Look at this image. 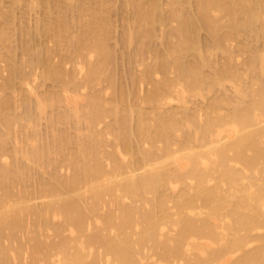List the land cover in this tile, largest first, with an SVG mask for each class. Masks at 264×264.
Segmentation results:
<instances>
[{"label": "bare ground", "instance_id": "bare-ground-1", "mask_svg": "<svg viewBox=\"0 0 264 264\" xmlns=\"http://www.w3.org/2000/svg\"><path fill=\"white\" fill-rule=\"evenodd\" d=\"M191 1L166 0L164 11L163 0H0V264H264V0ZM116 3L120 40L139 41L130 60L144 65L126 96L150 82V110L127 103L111 77ZM172 20L164 52L149 47L144 64L143 38ZM236 38L249 52L241 67ZM102 74L110 99L92 89ZM189 96L203 99L187 108ZM34 175L33 191L20 185ZM27 225L24 248L15 232Z\"/></svg>", "mask_w": 264, "mask_h": 264}, {"label": "rangeland", "instance_id": "rangeland-1", "mask_svg": "<svg viewBox=\"0 0 264 264\" xmlns=\"http://www.w3.org/2000/svg\"><path fill=\"white\" fill-rule=\"evenodd\" d=\"M117 1H119V0H117ZM116 0H115V2H117ZM164 2V4L162 5L163 6V10L165 11V9H168V6H167V4H165V1L166 0H163ZM194 1V0H193ZM193 1H191V2H193ZM114 4V3H113ZM112 5V4H111ZM117 5V3L115 4V6L113 5L112 6V15H113V19L115 20V23H116V25H114L115 26V28L117 27V29L115 30L114 28V30H112V34L110 35L111 37H110V40H111V45H113V47H112V58L114 59H112V62L110 63L111 65H110V69H111V77H112V80H114V85L116 84V86L115 87H121L120 88V90L119 89H117L118 90V93H120L121 92V90H123L122 91V93H124L125 95V97L127 98V99H129L128 101H126L127 103L128 102H134V103H136V104H140L139 106H141L142 108H146L147 107V109H149L150 110V108H151V104H148L147 102H144V101H141V99L143 98V95L145 94V92L148 90V88H150V82L148 83V81L146 82H143L142 84H141V86L139 85V84H136V89L137 90H135V92H136V96L135 97H137V96H139V93H140V96L139 97H137V100H135V101H133V100H131L130 99V97H132V95L131 96H126V95H128V94H130L128 91H130L131 90V87H133V85H132V82H131V78L129 77L130 76V73L134 70L138 75L142 72V69L144 68V65H137L136 64V62H131V55L132 54H130V53H133V51L136 49V47L138 48V45H139V41L137 42L136 41V43L134 42L133 44H130V45H127V44H125V45H123V43L124 42H122V40H120V39H122L121 37H120V35L122 36V34H121V31H122V27H121V24H122V15H121V18H120V14H123L122 12H120L122 9H120V8H118V9H116L117 7H119L118 5H119V2H118V5ZM166 6V7H165ZM115 8V9H114ZM115 10H119L118 12H116ZM34 13H36V12H32L31 11V13L30 14H25V15H27V16H25L24 17V19H25V21H26V23H28L27 21H28V19L30 18V24L32 23V22H34V21H32V20H35L36 19V15L38 14V13H36V15L34 14ZM33 14H34V17H33ZM40 15V14H39ZM38 15V16H39ZM116 15V16H115ZM28 16H30V17H28ZM115 16V17H114ZM28 17V18H27ZM26 18H27V20H26ZM120 18V19H119ZM121 20V21H120ZM118 22H120V23H118ZM114 23V24H115ZM29 24V23H28ZM33 24V23H32ZM176 24V21L174 22V20H172V21H168L167 23H165V25L163 24V27H162V24H157V26H156V28L158 29V30H156L155 31V33H156V38H158V39H160V37L162 38V39H160V41L159 40H157L155 37L154 38H149V37H146V39L145 38H143L144 40V55L143 56H145L144 57V62H146V63H144V64H147V63H152L153 61H154V53L149 49V47L151 48H156V49H158L160 52H164V47L166 46L165 44V42H166V39L167 38H164V34L166 35L167 34V32L166 31H169L170 30V27H171V25L172 26H174ZM160 25V26H159ZM121 27V29H120V27ZM166 26H169V27H166ZM163 29V30H165V31H163V30H161V28ZM203 28V29H202ZM200 27L198 30H197V39H199V41L200 42H202L201 44H202V46L206 49V47L209 45V40L208 39H210V32H208L209 30H207L205 27ZM223 28V29H222ZM220 30H221V32L220 33H223V32H225L226 30H227V28L226 27H222ZM226 29V30H225ZM201 30H202V33H201ZM115 31H117V32H114ZM158 31H159V33H158ZM161 31V32H160ZM208 32V34H207V32ZM223 31V32H222ZM120 32V33H119ZM162 32H164L163 33V35H162ZM166 32V33H165ZM114 33V34H113ZM120 34V35H119ZM202 34V35H201ZM119 35V36H118ZM162 35V36H161ZM200 35V36H199ZM209 36V37H208ZM114 37V38H113ZM117 37V38H116ZM112 38V39H111ZM119 38V39H118ZM163 38L165 39V40H163ZM201 38H202V40H201ZM247 38H252L253 39V36H249V37H246V39ZM113 39H114V41H113ZM149 39V40H148ZM156 39V40H155ZM245 39V40H246ZM250 39H249V42H251L250 41ZM117 40H120L119 42L117 41ZM236 40H238V38H236L234 41H235V43H234V41L233 40H231L232 42H229L228 41V46L230 47V44H232V48L230 47V49L232 50L233 48V50L232 51H237V52H235V56H234V59H235V63L238 61L239 63L241 62L242 64H243V62L242 61H244V59L243 58H247L248 56L247 55H249V52H247V51H244V52H246V53H244L243 51H241V49H239V46H238V42L236 41ZM255 40V39H254ZM254 40H252V41H254ZM264 40V38L262 39V41ZM113 41V42H112ZM162 41H164V43L162 42ZM247 41H248V39H247ZM261 41V39L259 40V42ZM51 42V41H50ZM50 42H47V45L48 44H50ZM114 42H116V45H115V43ZM118 42V43H117ZM155 42V43H154ZM205 42V43H204ZM145 43H146V45H145ZM154 43V44H153ZM156 43H157V45H156ZM253 43H255L256 44V42L254 41ZM20 42L18 41V46L17 47H19L20 45ZM51 45H54L53 44V42H51V44L49 45V46H51ZM151 45V46H150ZM160 45H162V46H160ZM55 46V45H54ZM146 46V47H145ZM161 48H160V47ZM115 47V48H114ZM159 47V48H158ZM237 47V48H236ZM51 48H53V47H51ZM117 48V49H116ZM134 48V49H133ZM54 49V48H53ZM116 49V50H115ZM124 49V50H123ZM239 49V50H238ZM121 50V51H120ZM127 50V51H126ZM219 50L220 49H218V50H212V52L210 51V53H212V59H213V61H215L214 63H213V65H214V67H218V64H219V66L222 64V62L225 60V58H224V54H222V52H219ZM123 51V52H122ZM214 51H216L215 53H214ZM221 51V50H220ZM239 51V52H238ZM241 51V52H240ZM19 52V54H21L20 53V51H18ZM59 52V51H58ZM58 52H55L56 54H59ZM148 52V53H147ZM54 53V54H55ZM128 53V54H127ZM234 53V52H233ZM116 54V59L113 57V55H115ZM153 54V55H152ZM214 54H216V56L214 55ZM218 54V55H217ZM236 54H238V55H236ZM122 55H123V57H122ZM128 55V56H127ZM221 55V56H220ZM223 55V56H222ZM239 55H241V56H239ZM243 55V56H242ZM19 56H21V55H19ZM56 56V59L55 60H58V58H57V56L59 57L60 55H55ZM150 56V57H149ZM247 56V57H246ZM146 57H147V59H146ZM189 59L190 58H192V55L191 54H189L188 56H187ZM214 57H215V59H214ZM241 58V60L239 59V58ZM55 58V57H54ZM60 58V57H59ZM151 58V59H150ZM220 58V59H219ZM122 59H123V62H121L122 61ZM222 59V60H221ZM116 60V61H115ZM120 60V61H119ZM129 60V61H128ZM152 60V61H151ZM1 61V60H0ZM53 61H54V59H53ZM150 61V62H149ZM2 62V61H1ZM1 62H0V68L1 69H3V70H1L2 72H1V74L3 75L4 73L6 74L7 73V71H8V69L5 71V68H7V65H4L5 63H6V61H5V63H4V61L2 62V65H1ZM221 62V63H220ZM237 62V63H238ZM123 63V64H122ZM124 63H125V65H124ZM131 63V64H130ZM240 63V67L242 66V64ZM70 65V66H69ZM69 65H67V67L69 66L70 68H72V66H71V64H69ZM118 65V66H117ZM244 65V64H243ZM1 66H3V67H1ZM115 66V67H114ZM130 66V67H129ZM137 66L138 67H140V68H137ZM68 67V68H69ZM133 67H134V69H133ZM27 68H29V67H27ZM27 68H25V69H27ZM113 68V69H112ZM118 68V69H117ZM128 68V69H127ZM243 68V67H242ZM245 68V67H244ZM30 69V68H29ZM28 69V70H29ZM115 69V70H114ZM133 69V70H132ZM136 69V70H135ZM138 69V70H137ZM27 70V71H28ZM122 70V71H121ZM130 70V71H129ZM171 70V71H170ZM169 70V76L171 75V73H172V75L171 76H173V75H175V71L173 70V69H170ZM113 71V72H112ZM116 71V72H115ZM127 71V72H126ZM139 73H138V72ZM174 71V72H173ZM120 72V73H119ZM126 73V74H125ZM174 73V74H173ZM0 74V75H1ZM7 74H9V72L7 73ZM7 74L5 75L6 77H7ZM161 74V75H160ZM102 75H104V74H102ZM125 75V76H124ZM123 76V77H122ZM163 75H162V73H159V74H157V76H155L156 78L155 79H159L160 77H162ZM264 76V75H263ZM0 77H2V76H0ZM5 77V78H6ZM103 77V78H102ZM105 77H107V75L105 74L104 76H101V78H100V82L99 83H97V85L98 86H96V84L93 86V90H94V88L95 87H97V88H95V90L94 91H96V89L97 90H100V89H102L103 90V88H104V91H107V92H104V94H105V96H107V99L109 98V97H111L110 96V93L112 94V92H111V89L109 88H107V90H105L106 88L105 87H108L107 85H109L108 83H109V78L107 77V78H105ZM3 78V77H2ZM123 78H125V79H123ZM127 78V79H126ZM4 79V78H3ZM3 79H0V80H2L3 81ZM108 80V81H106V80ZM102 80L105 82H102ZM122 80V81H121ZM124 80H126L125 82H124ZM128 80H130V81H128ZM119 81V82H118ZM1 82V81H0ZM106 82H107V84H106ZM48 83H49V85H48ZM41 85H42V82L40 83ZM43 84H44V82H43ZM46 84V87L44 86ZM45 84L42 86V88H41V86L40 87H38L39 89H38V91L41 89V91H42V89L44 90V89H50V87L52 86V82L51 81H45ZM50 84H51V86H50ZM101 84V85H100ZM145 84H147V85H145ZM149 84V85H148ZM227 84H229V83H227ZM104 85V86H103ZM125 85H126V87H125ZM48 86V87H47ZM140 86V88L142 89L141 91L142 92H140V90L138 89V87ZM149 86V87H148ZM228 86H230V85H228ZM44 87V88H43ZM126 88V89H125ZM134 89V88H133ZM128 92V94H127V92ZM139 92V93H138ZM116 93H117V91H116ZM142 93H144V94H142ZM1 95H2V93H1ZM190 97V96H189ZM18 98V97H17ZM125 98V100H127ZM191 98V97H190ZM190 98H188V100L187 101H189L187 104L186 103H183V104H185V105H187V108H190V107H195L194 105H196V104H200V101L202 102V99L203 98H201L200 96H194V97H192L191 99H192V101H191V99ZM197 98V99H196ZM110 99V98H109ZM133 99V98H132ZM200 99V100H199ZM131 100V101H130ZM197 100H199V101H197ZM138 101V102H137ZM195 101H197L196 103H195ZM204 102H205V100H204ZM176 104V103H175ZM175 104L174 103H169V104H166V105H164V106H162L163 108H166L167 109V107L168 108H172V107H174L175 106ZM182 104V106L180 105V104H176V105H180L182 108H184V107H186L185 105H183ZM199 104L197 105V106H199ZM148 105V106H147ZM169 105V106H168ZM172 105V106H171ZM203 105V104H202ZM150 106V107H149ZM188 106H190V107H188ZM196 106V107H197ZM201 106V105H200ZM179 107V106H178ZM177 107V108H178ZM18 108H20L19 110H18ZM22 108V109H21ZM24 108V109H23ZM175 108H176V106H175ZM165 109V110H166ZM225 108L223 107V109L221 110V111H223ZM24 110H25V107H24V105L21 107H19V104H17V106H16V112H18V113H20V116H21V114H22V116H25L26 115V113H22V112H24ZM49 110V109H48ZM164 110V109H163ZM181 110V109H180ZM183 110V109H182ZM20 111V112H19ZM148 111V110H147ZM149 113H148V116H149V114H152L151 113V111H148ZM17 113V114H18ZM25 114V115H24ZM19 115V114H18ZM179 115H181V111H180V113H178V116ZM152 116V115H151ZM150 117V116H149ZM151 118V117H150ZM108 119V120H107ZM106 120L107 121H109V117L107 118ZM111 119V118H110ZM21 122H20V121ZM44 120H46L44 117H43V119H42V121L41 120H39V122H40V126H41V128H42V124L41 123H43V125L45 124L44 122ZM105 120V121H106ZM22 121H23V123H26V122H24V120H21V119H19L18 118V121L17 122H15L14 123V125H15V127L17 128V130H15V129H13V133L11 134V135H13V134H15V137L16 136H18L19 138H21V135L19 134L20 133V130H21V128L23 129V126H22ZM19 122H20V125H18L19 124ZM106 122H104V124H105ZM63 124V125H62ZM71 124V125H70ZM103 124V123H102ZM25 125V124H24ZM27 128L28 129H31V125L32 124H30L29 125V123H27ZM46 125V124H45ZM20 126H22L21 128H19ZM60 126V127H59ZM64 126V127H63ZM71 129H69L68 127ZM74 125L72 124V123H67V122H63V123H59L58 124V127L57 128H60L61 129V127L64 129V128H68L72 133L71 134H73L74 135V133L73 132H78V131H75L77 128H75L76 126H74ZM102 126V125H101ZM71 127H73V128H71ZM14 128V127H13ZM44 128V127H43ZM42 128V129H43ZM74 129V130H73ZM82 129H83V127H82ZM65 130H67V129H65ZM78 130V129H77ZM69 131V132H70ZM18 132V133H17ZM111 136V135H110ZM11 138H14V136H12ZM19 138H17V139H19ZM113 137L111 136V139H112ZM133 138V137H132ZM15 140H16V138H14ZM12 140V141H15V140ZM111 139H109V141L111 140ZM113 141H114V139H112ZM111 140V141H112ZM11 141V142H12ZM110 141V142H111ZM110 142H109V144H110ZM13 143H15V142H13ZM12 143V144H13ZM114 144V143H113ZM112 144V145H113ZM111 145V146H112ZM113 146H115V145H113ZM110 147V146H109ZM108 147V148H109ZM113 148H115V147H113ZM110 149V148H109ZM128 157L130 158V155H128ZM129 158H127L126 160H128ZM130 160V159H129ZM48 169H50V167H47ZM46 168V169H47ZM64 170H66L68 173H69V170L67 169V167L66 166H64L63 167V169L61 168V170H60V173L61 174H67V172L66 171H64ZM138 172H139V170H138ZM40 174L39 175H41V172H39ZM45 176V175H44ZM34 177V178H33ZM31 179H28L26 182L28 183H26L25 181H23V182H25L26 183V185L24 184L23 185V182H22V184H20L21 186H24V188H25V186H29V187H26L29 191L30 190H34L33 188H35L36 186H35V184H36V182H35V180H36V177H35V175L33 176ZM34 179V180H33ZM33 181V182H32ZM31 183V184H30ZM18 184L16 183L15 184V186H16V188L14 189V191H17V188H20V185L19 186H17ZM33 186V187H32ZM35 186V187H34ZM14 188V187H13ZM39 198V201H37L38 199L37 198H35V201L34 200H32V199H34V198H31L30 200H29V203H36L37 204V202L38 203H40V202H42V199L45 201L47 198H43V197H38ZM41 200V201H40ZM34 201V202H33ZM127 201H129V199L128 200H126V202ZM113 207H115V206H113ZM29 219V218H28ZM28 221V220H27ZM30 221V220H29ZM26 224H29V223H26ZM30 224H31V222H30ZM34 226H32V225H27V227L25 226L24 228H23V230H25L26 229V232H28L29 234H24L25 233V231H23L22 230V232H20V234H19V232L17 231V232H15V234L17 235V236H19V237H17L15 234L12 236L13 238H14V236H16L17 238H15V239H17V241L18 242H20V241H22L23 242V245H24V248H26V245H28V244H26V243H24L25 241L27 242L28 240H29V245H31L32 243H33V241L31 240V238H29V239H27L28 237H29V235L30 236H32L33 235V232H29V231H34L35 230V228H33ZM32 228L34 229V230H32ZM46 231V236L48 235V234H50L51 232H49V233H47V231L48 230H45ZM21 234H23V235H21ZM27 235V236H26ZM51 236V235H50ZM11 237V238H12ZM21 237H24V239L22 240L21 239ZM9 239V241L11 240V241H13L12 243L14 244V242H16V244H17V241L16 240H13V239ZM20 238V239H19ZM49 239L50 238H53V236H51V237H48ZM8 241V239L5 241V242H7ZM8 241V242H9ZM10 241V242H11ZM10 242H9V244H10ZM21 242V243H22ZM11 243V244H12ZM8 244V243H7ZM8 244V245H9ZM10 244V246H12ZM15 245V244H14ZM14 247V246H13ZM26 253V252H25ZM28 253H26L25 254V256L27 255ZM38 254H40V253H38ZM36 255V256H38V257H40L42 254H40V255ZM28 256V255H27ZM14 262H17V261H14Z\"/></svg>", "mask_w": 264, "mask_h": 264}]
</instances>
